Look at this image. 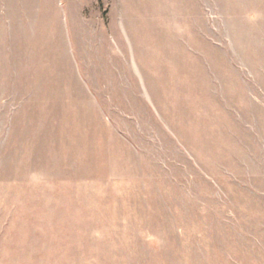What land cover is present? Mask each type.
I'll return each instance as SVG.
<instances>
[{
  "label": "rangeland",
  "instance_id": "374dc122",
  "mask_svg": "<svg viewBox=\"0 0 264 264\" xmlns=\"http://www.w3.org/2000/svg\"><path fill=\"white\" fill-rule=\"evenodd\" d=\"M0 264H264V0H0Z\"/></svg>",
  "mask_w": 264,
  "mask_h": 264
}]
</instances>
